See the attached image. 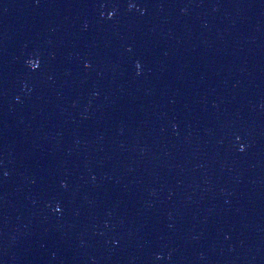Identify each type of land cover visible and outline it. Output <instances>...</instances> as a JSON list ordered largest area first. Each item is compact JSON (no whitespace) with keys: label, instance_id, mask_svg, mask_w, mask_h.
<instances>
[{"label":"water","instance_id":"obj_1","mask_svg":"<svg viewBox=\"0 0 264 264\" xmlns=\"http://www.w3.org/2000/svg\"><path fill=\"white\" fill-rule=\"evenodd\" d=\"M0 264H264V0H0Z\"/></svg>","mask_w":264,"mask_h":264}]
</instances>
